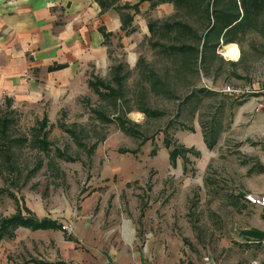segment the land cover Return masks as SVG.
<instances>
[{
	"label": "rangeland",
	"instance_id": "rangeland-1",
	"mask_svg": "<svg viewBox=\"0 0 264 264\" xmlns=\"http://www.w3.org/2000/svg\"><path fill=\"white\" fill-rule=\"evenodd\" d=\"M121 2L118 0L117 3ZM150 10L145 11L141 21L181 17L175 11L170 15L160 12L153 17ZM195 17H191L189 23L195 24ZM148 34L132 42L137 58L141 57L146 66L160 76L168 69L170 89L176 96V99L155 96L140 77L143 66L130 71L125 87L131 106L136 105L135 97L139 95L144 97L147 106L165 112L162 118L149 120L136 111L127 115L131 122L139 125L141 135L150 139L135 156L119 152L120 149L135 150L138 140L125 135L114 123L100 125L92 114V109L104 108L105 102L92 92L88 80L95 76L110 81L111 68L118 62L125 63V53L116 40L109 47L107 67L99 69L88 63L73 78L68 89L59 92L55 99L45 97L38 102L14 100L12 103L9 110L16 111V122L11 133L23 137L27 143L12 148L13 167H6L0 158V190H3L0 193V218L15 212L16 200H22L33 211L31 214L43 210L41 214L56 218L77 211L82 203H87L94 214L101 213L103 226L120 231L122 220H129L130 226L136 229L137 243L147 235L177 239L183 255L180 264L264 263V236L245 237V232L252 229L264 231V209L250 206L244 199L245 194L264 191V172L259 171L264 152V111L257 115L248 112L243 115L247 118L245 122L234 118L241 108L236 104L238 99L234 101L218 95L204 98L200 110L207 116L212 115L222 102L224 104L225 128L213 150L205 147L197 113L193 116L186 111L179 113L178 120L193 131L175 127L169 129V134L178 145L199 152L197 157L188 156L189 171L182 175L179 161L176 166L169 163L161 130L178 112V101L198 86V78L176 76L172 61L160 55L158 47H151L153 42L173 44V39ZM230 45L237 46V55L243 54L241 64L236 68L225 66L220 75L212 72L208 76L219 86L261 80L264 77V32L250 34L240 44ZM224 50L222 47L218 51L219 54L222 52V59L236 61L224 57ZM5 110L4 99H0V115ZM105 111L112 116L108 109ZM134 113L141 117L133 118ZM44 115L48 118L46 131L52 150L48 156L32 145L37 124ZM62 126L83 130L82 137H86L82 144L85 146L101 136H105V140L98 143L89 158L85 149L74 143ZM87 134H92L91 139ZM152 148H156L155 156L150 155ZM56 149L72 160L59 159L54 154ZM136 180L137 184L126 187L127 182ZM141 205L146 207L145 220L140 218L138 211ZM48 251L55 256L53 247Z\"/></svg>",
	"mask_w": 264,
	"mask_h": 264
},
{
	"label": "crops",
	"instance_id": "crops-1",
	"mask_svg": "<svg viewBox=\"0 0 264 264\" xmlns=\"http://www.w3.org/2000/svg\"><path fill=\"white\" fill-rule=\"evenodd\" d=\"M136 1L123 0L120 5H132ZM150 9V3L145 1L138 6L137 12H128L133 18L131 26L134 30L127 34L121 30L119 13L113 9L102 10L95 0H0V99L4 102L10 99L12 103L14 100L38 102L45 97L55 99L59 92L68 89L73 78L88 63L99 69L107 67L108 50L116 40L131 71L137 64V52L132 42L139 36H149L147 22L141 19ZM173 11V5L169 3L150 10L153 17L160 12L170 15ZM101 27L111 35L107 44L100 33ZM231 59L236 60L231 61L234 63L240 61V54ZM207 79L211 80V77ZM256 98L238 99L242 101L238 104L241 108L234 118L245 121L248 112L260 114L262 111L255 110ZM136 181L127 182L126 187ZM90 206L82 203L77 211L56 218L41 214L43 210L31 214L33 211L22 200H16L13 214L19 210L25 217L31 214L37 219H51L60 225V229L18 227L13 238L0 240V264H180L183 255L177 239L147 235L137 243L136 229L130 226L129 220H122L120 231L103 226V216L94 214L89 210ZM145 209L142 205L138 208L142 220H145ZM252 235L255 239L263 238L264 231L245 232V237L253 239ZM51 247L54 257L48 253Z\"/></svg>",
	"mask_w": 264,
	"mask_h": 264
},
{
	"label": "trees",
	"instance_id": "trees-1",
	"mask_svg": "<svg viewBox=\"0 0 264 264\" xmlns=\"http://www.w3.org/2000/svg\"><path fill=\"white\" fill-rule=\"evenodd\" d=\"M95 1L102 10L113 9L119 13L122 22L121 30L127 34L134 30L131 26L133 18L129 16L128 12L130 10L137 12L138 6L145 1L150 3L151 9L156 8L160 4L169 3L173 5L175 13L180 14L181 17L179 19L149 20L147 29L152 34V37L156 34L160 39H173V44L153 42L151 47H158L159 54L172 61V71L176 76L198 78V86L193 87L184 98L178 101V112L174 118L168 120L164 129L161 130L164 136L163 147L168 150L169 163L175 166V163L180 161L182 174L187 175L189 171L188 156L197 157L199 152L196 149L185 148L181 144L178 145L169 134V129L181 127L187 131H193L192 128L185 127L178 120V115L182 111H186L190 116L197 113L205 147L208 150H213L225 128L222 107L224 104L222 102L221 106L212 115L207 116L201 112L202 100L207 97H215L218 94L201 87L200 78L203 76L207 79L212 72L220 75L225 66L236 68L241 64L243 54L240 56V61L234 63L222 59L218 51L226 45L240 44L250 34L264 32V0H137L132 5H120L116 3L117 0ZM194 15L197 16L195 17V24L189 23V19ZM100 33L104 36V44H107L106 41L111 35L106 33L103 27L100 28ZM136 62V67H144L140 72V77L148 83V89L155 96L176 99L174 91L170 89L169 76H167L168 69L163 76H160L149 66H146L141 57H138ZM111 73L110 81H105L95 76L88 80V86L92 92L97 95L99 100L105 102L104 108H94L92 109V114L100 125L114 123L125 135L137 139L138 147L135 150L120 149L119 151L135 156L139 152L138 149L150 138L142 136L138 130L139 125L131 122L127 115L136 111L142 113L145 119L149 120L160 119L165 115V112L147 106L144 97L139 95L135 97L136 105L131 106V100L125 87L130 75V70L126 63L118 62L117 65L111 68ZM211 81L215 83L213 77H211ZM241 102V100L237 101L236 104H241ZM5 106V112L0 115V158L6 167H13L12 159L15 155L11 151L12 148L24 145L27 140L23 137L12 135V127L16 122V111L9 110L12 107L10 99L5 100ZM105 109H108V112H112V116H109ZM47 123V115H44L37 124L39 127L32 138V145L42 154L48 156L50 155L51 144L48 139V131H46ZM62 129L74 143L85 149L89 158L94 154L93 152L98 143L105 140V136H101L89 146H85L82 144L83 139L86 137V135L82 137L83 130L77 131V129L73 130L66 126H62ZM91 135H88L90 139ZM150 151L152 156L157 153L156 148H152ZM54 154L59 159L72 160L63 151L60 152L56 149ZM259 171L261 173L264 172L262 165H260ZM137 183L138 181L133 184ZM133 184L128 183L127 187H131ZM2 191L0 190V193ZM18 227L31 230L60 229V225L54 220L37 219L35 216L32 217L31 214L29 217H25L17 210L12 216L0 218V240L5 237L13 238Z\"/></svg>",
	"mask_w": 264,
	"mask_h": 264
},
{
	"label": "built area",
	"instance_id": "built-area-1",
	"mask_svg": "<svg viewBox=\"0 0 264 264\" xmlns=\"http://www.w3.org/2000/svg\"><path fill=\"white\" fill-rule=\"evenodd\" d=\"M200 86L204 89H208L220 96H225L231 100L237 101V99H242L245 97H255L256 104L255 110L256 111H263L264 110V77L261 80L245 82V83H236V84H227L224 83L222 85H215L209 79L204 78L201 76L200 78ZM262 166L264 168V158L262 161ZM245 202L253 207H260L264 209V192L263 193H255V194H246L244 196ZM66 228L65 226L63 227ZM264 243V239H262ZM206 260H208L206 258ZM249 264H264L260 261H251Z\"/></svg>",
	"mask_w": 264,
	"mask_h": 264
},
{
	"label": "bare ground",
	"instance_id": "bare-ground-1",
	"mask_svg": "<svg viewBox=\"0 0 264 264\" xmlns=\"http://www.w3.org/2000/svg\"><path fill=\"white\" fill-rule=\"evenodd\" d=\"M236 52H237V46L236 45H228L225 47V50L223 52V56L226 58H234L236 56ZM133 118H140L141 115L139 113H134V115H132Z\"/></svg>",
	"mask_w": 264,
	"mask_h": 264
}]
</instances>
